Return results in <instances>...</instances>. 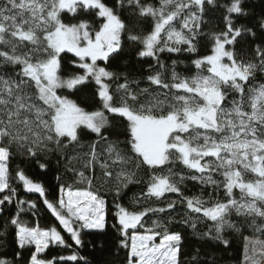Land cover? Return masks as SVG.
<instances>
[{
  "label": "snow or ice",
  "instance_id": "1",
  "mask_svg": "<svg viewBox=\"0 0 264 264\" xmlns=\"http://www.w3.org/2000/svg\"><path fill=\"white\" fill-rule=\"evenodd\" d=\"M259 6L0 0V264H264Z\"/></svg>",
  "mask_w": 264,
  "mask_h": 264
},
{
  "label": "trees",
  "instance_id": "2",
  "mask_svg": "<svg viewBox=\"0 0 264 264\" xmlns=\"http://www.w3.org/2000/svg\"><path fill=\"white\" fill-rule=\"evenodd\" d=\"M249 4H255L257 7L255 8V11L259 12L260 6H259V0H248ZM217 16H219V13H216ZM29 175H32L33 178L42 179L46 186H51L54 183L52 173H49L47 176L41 175V173L34 168L27 169ZM131 195V193H129ZM43 216V213H42ZM42 223H51V219L48 216H43V219L41 221ZM87 241H95L97 245V249L99 248L100 244L104 245V252L101 253L97 250H94L91 245L88 247L82 249V253L89 257V259L93 262V264H97V259L99 257H102L104 260L109 261L110 264H122L123 261V253L119 254L118 256L114 254L115 252V243H114V236L109 232L107 235L104 234H93L89 235L85 238ZM238 247L237 244L236 247H234L230 252L225 253H219V255L223 256V262L222 264H234V261L232 257L238 255ZM58 251V249H51L50 253L55 254Z\"/></svg>",
  "mask_w": 264,
  "mask_h": 264
}]
</instances>
